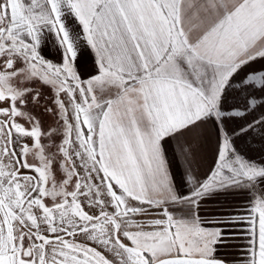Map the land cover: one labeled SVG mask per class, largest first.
Segmentation results:
<instances>
[{"label":"snow or ice","instance_id":"1","mask_svg":"<svg viewBox=\"0 0 264 264\" xmlns=\"http://www.w3.org/2000/svg\"><path fill=\"white\" fill-rule=\"evenodd\" d=\"M0 264H264V0H0Z\"/></svg>","mask_w":264,"mask_h":264},{"label":"crops","instance_id":"2","mask_svg":"<svg viewBox=\"0 0 264 264\" xmlns=\"http://www.w3.org/2000/svg\"><path fill=\"white\" fill-rule=\"evenodd\" d=\"M51 53H54V49L50 50ZM50 52H46V55H50Z\"/></svg>","mask_w":264,"mask_h":264}]
</instances>
